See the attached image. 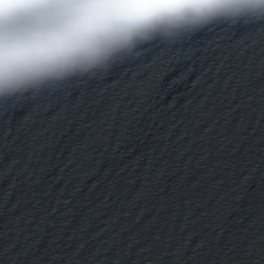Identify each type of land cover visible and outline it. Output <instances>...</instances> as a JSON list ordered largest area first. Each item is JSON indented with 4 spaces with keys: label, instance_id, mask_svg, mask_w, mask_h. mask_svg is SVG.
<instances>
[{
    "label": "water",
    "instance_id": "obj_1",
    "mask_svg": "<svg viewBox=\"0 0 264 264\" xmlns=\"http://www.w3.org/2000/svg\"><path fill=\"white\" fill-rule=\"evenodd\" d=\"M248 6L0 97V264H264V20Z\"/></svg>",
    "mask_w": 264,
    "mask_h": 264
},
{
    "label": "clouds",
    "instance_id": "obj_2",
    "mask_svg": "<svg viewBox=\"0 0 264 264\" xmlns=\"http://www.w3.org/2000/svg\"><path fill=\"white\" fill-rule=\"evenodd\" d=\"M226 2L0 0V97L107 71L141 44L204 28ZM245 2L264 20V0Z\"/></svg>",
    "mask_w": 264,
    "mask_h": 264
}]
</instances>
